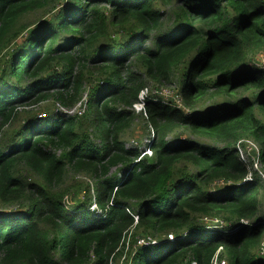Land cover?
Segmentation results:
<instances>
[{
    "label": "trees",
    "instance_id": "obj_1",
    "mask_svg": "<svg viewBox=\"0 0 264 264\" xmlns=\"http://www.w3.org/2000/svg\"><path fill=\"white\" fill-rule=\"evenodd\" d=\"M259 56L261 0H0V264H115L127 243L129 264H211L218 251L264 264L263 185L244 183L236 148L251 141L264 166ZM170 86L175 101L146 102L153 155L137 161L122 141L132 105ZM84 93L80 118L26 110Z\"/></svg>",
    "mask_w": 264,
    "mask_h": 264
},
{
    "label": "built area",
    "instance_id": "obj_2",
    "mask_svg": "<svg viewBox=\"0 0 264 264\" xmlns=\"http://www.w3.org/2000/svg\"><path fill=\"white\" fill-rule=\"evenodd\" d=\"M261 1L264 3V0H261ZM254 64H255V67L264 70V57L259 56ZM160 88L161 87H153V88L147 87V88H144L143 90H141L138 97H137V101L132 105V111L134 112L135 110L133 108L136 109L137 106H139L140 107L139 113L141 114V116L143 115L145 117L146 116L145 107H146L147 101H151L153 103H159V104L165 105L166 102L168 101V97H167V93H166L167 91L164 92V89H160ZM88 101L89 100H88L87 94L84 93L83 96L71 107H66V106L61 105L59 102H54L55 103L54 111L57 114V116H64L65 118H79V117L83 116L84 113L86 112V110L88 108ZM49 103H52V102H49ZM45 116H46L45 113H41V114L39 113L38 114L39 118H44ZM152 137H153V131L150 128L149 129V135L145 139V142L142 146H139L136 142H134L132 140V142L125 144L124 147L128 150H137L138 151L139 157H138L137 161H139L140 159L145 158V157H151L153 155V152L150 149V143H151ZM236 148H237V151L239 154V158H240V155L246 154V155H249V159H248L249 163H251L253 161L254 157H252L248 153L249 151L252 150V148L256 149L255 145L252 142L240 141L237 143ZM240 160H241V158H240ZM253 166H254V164L251 165L250 170L246 174V176L243 180L244 183L245 182H251L254 180ZM257 174L261 180H264V172L259 171V173H257ZM224 183H230V181H227V182H225L224 180L217 181V184H219V185H223ZM90 210L95 212L97 215L100 214V211L98 210V208L96 207L95 204L91 205ZM134 221L136 224L137 218H135ZM212 222H213L212 223L213 225L209 226L208 229H215V230H219L220 232H223L221 229H223L224 227L227 226L225 222L219 221V219H216V218L213 219ZM245 225H249V222L241 220L239 222L238 226H234L232 229L226 231L225 233L236 232L239 229V226H245ZM228 227L231 228L230 225H228ZM163 240H164V242H174L176 240V237L173 234H167ZM161 243H162V241L160 239H155V238H152L149 236H138L136 239V247L158 246ZM125 248H126V246H125ZM128 249L129 248H127V251H128ZM123 254H124V252H123ZM218 254H219V251L212 258L211 264H228L224 260H218ZM259 255L264 257V246H263V244L259 250ZM125 263H128V262H125ZM191 264H196V263L192 262Z\"/></svg>",
    "mask_w": 264,
    "mask_h": 264
},
{
    "label": "rangeland",
    "instance_id": "obj_3",
    "mask_svg": "<svg viewBox=\"0 0 264 264\" xmlns=\"http://www.w3.org/2000/svg\"><path fill=\"white\" fill-rule=\"evenodd\" d=\"M160 89H164V92L167 91L166 93H167L168 99H170L172 101H175L176 96H175V93H174V90H173L174 89L173 86H170V87H161ZM50 100L51 99H49L48 102H50ZM176 100L180 102L181 98L180 97H177ZM46 106H51V105L50 104L43 103V104H39V105L34 106V107L41 114V113L45 112L44 111V107H46ZM133 109L135 110L134 111L135 112L134 113V115H135L134 122L132 123V125L130 126V128H128L123 133V135H122V141H124V143L127 144L129 142H132V140H133L139 146H142L144 144V142H145V139L149 135V129H150V127H149V125H147V123L145 121L146 120L145 117L143 115L141 116V114L139 113L140 112L139 111L140 107L137 106L136 109L135 108H133ZM26 110H31V108H27ZM33 111H34V113L36 112V110H33ZM48 116L50 118L52 116L53 117H56V114H55L52 106L50 107V110L47 113V117ZM18 117L21 120L22 115L19 114ZM14 125L17 126L16 122L12 123L10 126L8 124L4 128L5 129H9L11 127H16ZM1 138H2V136L0 135V139ZM200 140H203V139H200V138L195 139V141H200ZM204 142H206V141H204ZM95 143L96 144H99V141L96 140ZM255 152H256V149L255 148H252V150L249 151L248 153L252 157H255ZM240 158H241V161L244 162L245 164H250L249 163V160H248L249 159V155L242 154V155H240ZM253 164H254V166H253L254 173H259V171L264 172V166H262L259 163V161H258L257 158H254L253 159V161L251 162V165H253ZM119 173H120L119 170H117L116 168H112L110 170L108 176H111V175L116 174L119 177ZM73 179H74V175L73 174H69L68 173L65 176V180L67 181V183H72L73 182ZM77 180L78 181H83V182H88L89 181V184H91L92 181H93V180L90 179V177H85V176H78L77 177ZM261 181H262L263 188H262L261 191H259L260 192V197H259V202H258V208H259V214H258V216H259V220L262 221V222H264V182H263V180H261ZM90 194H92V192ZM129 246L130 245H128V243H127L126 248H125V251H124V254L119 259H117V261H116L115 264H120L121 262H122L121 264H128V263H125L126 262L125 257H126L127 248H129ZM169 248H170V245L167 246L165 252H167L169 250Z\"/></svg>",
    "mask_w": 264,
    "mask_h": 264
},
{
    "label": "clouds",
    "instance_id": "obj_4",
    "mask_svg": "<svg viewBox=\"0 0 264 264\" xmlns=\"http://www.w3.org/2000/svg\"><path fill=\"white\" fill-rule=\"evenodd\" d=\"M87 94V93H86ZM83 96V95H82ZM49 100H46V101H44V102H42L41 104H43V103H49L48 102ZM50 102H52V104H53V110H54V107H55V103H54V101H52V100H50ZM31 108V110H36V112H37V114H39V111L37 110V109H35V107L34 106H32V107H30ZM41 112V111H40ZM55 112V111H54ZM44 113V112H43ZM56 114V113H55ZM46 115V114H45ZM56 116H57V114H56ZM47 116H45L44 118H46ZM82 117V116H81ZM43 118V119H44ZM80 118V117H79ZM150 127V126H149ZM152 130V129H151ZM251 142V141H250ZM255 145V144H254ZM256 147V146H255ZM256 154H257V147H256V152H255V157L254 158H256ZM264 181V180H263Z\"/></svg>",
    "mask_w": 264,
    "mask_h": 264
}]
</instances>
